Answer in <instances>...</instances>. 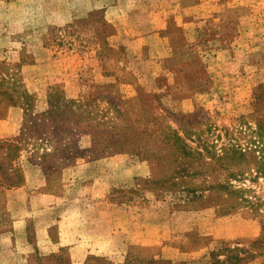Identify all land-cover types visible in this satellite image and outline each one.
Wrapping results in <instances>:
<instances>
[{
	"label": "rangeland",
	"instance_id": "374dc122",
	"mask_svg": "<svg viewBox=\"0 0 264 264\" xmlns=\"http://www.w3.org/2000/svg\"><path fill=\"white\" fill-rule=\"evenodd\" d=\"M139 1L0 0V264H264V0Z\"/></svg>",
	"mask_w": 264,
	"mask_h": 264
},
{
	"label": "crops",
	"instance_id": "0c3cea01",
	"mask_svg": "<svg viewBox=\"0 0 264 264\" xmlns=\"http://www.w3.org/2000/svg\"><path fill=\"white\" fill-rule=\"evenodd\" d=\"M170 1H173L175 3L174 0ZM134 6H137L135 10L139 12V18L150 19V23L148 25H145V31L142 32L143 37H132L131 41H133L134 43L141 41L146 42L150 41L151 39L154 41L158 40L159 42L163 41L162 43L166 44V48L169 49L171 54L172 52L182 48L183 46H185V44H187V40L184 38L185 35L181 32V30L178 29V26L174 25L175 28H171L169 26L168 21L170 19V11L168 8H172V6L174 9L178 8L180 11H182L183 14L179 15L176 18H185L187 15L186 10L195 11L196 9H199L197 0H179V2H177L175 5H171L168 8L163 6L162 4H159L158 2H155L153 5H145L141 1L137 2V4ZM115 9L116 8H114L113 10ZM113 10L108 9L107 14L111 13V11ZM156 20H159V24L157 25ZM137 35L140 34L137 33ZM217 44L219 50V41L217 42ZM221 48L222 47H220V49ZM171 57L172 56L169 55V58ZM169 62L171 61L164 60L163 62H160V68L162 69L160 75L162 73L168 74V77L166 76V79H164V81L167 84V90L169 92H184L185 90L182 91L184 88L187 92H189L191 96H193L199 91L200 88L205 87L209 82V69L200 60L196 59V62H194L191 68H187V64H185V62L183 61L179 62V66H170L168 64ZM151 106H154V104L151 103ZM19 191H21V188L14 191V193L18 194ZM16 219L17 221H13L14 229L16 228L17 223L19 226L22 225V227L24 228V222H21L19 220L20 218Z\"/></svg>",
	"mask_w": 264,
	"mask_h": 264
},
{
	"label": "trees",
	"instance_id": "16d2710c",
	"mask_svg": "<svg viewBox=\"0 0 264 264\" xmlns=\"http://www.w3.org/2000/svg\"><path fill=\"white\" fill-rule=\"evenodd\" d=\"M258 138H260V137H258ZM216 140H219L218 136L216 137ZM214 148H215V146H212L210 148V151H206V150L205 151H206V154H209L210 155L209 156V159L210 160H212L214 162H217L219 160V158L217 157L218 155H217V152H216V150ZM229 152L236 153V152H239V150H238L237 147H235V144H230L229 148H226V150H224L223 153L228 154Z\"/></svg>",
	"mask_w": 264,
	"mask_h": 264
}]
</instances>
